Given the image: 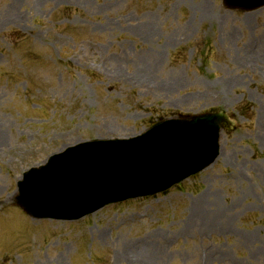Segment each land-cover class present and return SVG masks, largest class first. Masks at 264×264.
Listing matches in <instances>:
<instances>
[{
    "label": "rangeland",
    "instance_id": "1",
    "mask_svg": "<svg viewBox=\"0 0 264 264\" xmlns=\"http://www.w3.org/2000/svg\"><path fill=\"white\" fill-rule=\"evenodd\" d=\"M210 110L238 130L181 188L75 222L15 207L23 174L70 146ZM0 141V264H264V8L0 0Z\"/></svg>",
    "mask_w": 264,
    "mask_h": 264
},
{
    "label": "water",
    "instance_id": "2",
    "mask_svg": "<svg viewBox=\"0 0 264 264\" xmlns=\"http://www.w3.org/2000/svg\"><path fill=\"white\" fill-rule=\"evenodd\" d=\"M226 9L254 11L264 0H223ZM225 112L158 121L130 139L97 140L68 148L19 182L17 205L36 219L78 220L105 206L165 192L212 165Z\"/></svg>",
    "mask_w": 264,
    "mask_h": 264
},
{
    "label": "bare ground",
    "instance_id": "3",
    "mask_svg": "<svg viewBox=\"0 0 264 264\" xmlns=\"http://www.w3.org/2000/svg\"><path fill=\"white\" fill-rule=\"evenodd\" d=\"M0 146H3L4 147L5 146V143L0 141Z\"/></svg>",
    "mask_w": 264,
    "mask_h": 264
}]
</instances>
